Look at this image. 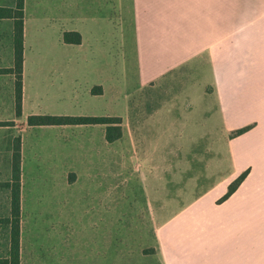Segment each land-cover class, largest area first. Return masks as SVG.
Wrapping results in <instances>:
<instances>
[{
  "label": "crops",
  "instance_id": "0c3cea01",
  "mask_svg": "<svg viewBox=\"0 0 264 264\" xmlns=\"http://www.w3.org/2000/svg\"><path fill=\"white\" fill-rule=\"evenodd\" d=\"M16 9L17 0H0V173L6 171L9 178L0 180V264H45L26 241L24 182L19 262L12 263L16 218L9 185L18 140L21 167L25 135L31 130L49 144L54 139L60 142V155L82 156L91 172L123 138L131 98L173 84L172 92L178 84L184 86L178 88L186 93L184 101L155 105L166 109L158 123L163 127L165 119L172 125L186 123L175 134H192L196 140L217 113L218 130L228 140L220 155L224 166L214 185L192 201L183 199L174 211L169 212V206L176 202L165 197L158 211L152 203L147 218L135 214L134 219L145 218L148 225L144 234L138 225L135 232L152 239L137 241L135 259H153L154 264H264V0H25L20 116L13 71L16 19L2 11ZM33 11L39 29L30 40L28 19ZM65 33L80 34L81 43H66ZM196 98L205 104H200V117L192 118ZM77 107L80 111L73 112ZM237 109L243 110L242 118ZM58 110L67 111L57 115ZM39 112L117 118L122 137L110 143L108 126L101 124L29 127V115ZM178 117L183 122L176 123ZM243 128L247 130L242 135H234ZM38 152L45 154V145ZM69 173L60 187L76 182L67 180ZM245 173L238 189L220 202ZM145 246L155 252L145 255Z\"/></svg>",
  "mask_w": 264,
  "mask_h": 264
},
{
  "label": "rangeland",
  "instance_id": "374dc122",
  "mask_svg": "<svg viewBox=\"0 0 264 264\" xmlns=\"http://www.w3.org/2000/svg\"><path fill=\"white\" fill-rule=\"evenodd\" d=\"M34 16L35 11L28 19L30 40L36 38L39 29ZM30 53L34 54V49ZM177 86L174 92L171 91L173 84L167 89L162 86L156 92L148 89L133 96L123 138L111 145L106 159L94 163L95 169L91 172L85 169L87 165L82 156L60 155V142L54 139L49 144L43 136L36 138L35 131L26 133L21 167L25 185L26 241L38 250L43 263L154 264L153 259L151 262L135 259L139 255L132 252L136 243L152 240L140 237L148 225L145 218L134 219L135 214L147 218L152 203L158 211L165 197L176 202L177 205L169 206V212L174 211L183 199L192 201L219 180L222 163L224 166L220 155L227 150L228 140L220 133L217 113L211 124L202 126V133L209 135L201 133L196 140L197 136L192 134H175L184 129L186 123L172 125L166 123L168 119L164 120V127L158 123L166 109L155 105L162 107L166 101L170 104L184 101L186 93L178 89L181 84ZM202 103L205 104L195 99L197 110L192 118L200 117ZM188 108L189 105L187 111H190ZM167 110L180 113L177 109ZM64 111L67 110H58L57 115H64ZM75 111L79 112V107L73 109ZM242 113V109L236 110L238 118H242ZM177 121L183 122V117ZM42 145L46 147L45 154L38 152ZM69 170L73 173L67 175V180L76 182L69 188L60 187L59 182ZM7 176L3 171L0 180L9 179ZM121 216L124 219L120 220ZM137 225L139 235L135 232ZM143 252L148 256L155 249L145 246Z\"/></svg>",
  "mask_w": 264,
  "mask_h": 264
},
{
  "label": "trees",
  "instance_id": "16d2710c",
  "mask_svg": "<svg viewBox=\"0 0 264 264\" xmlns=\"http://www.w3.org/2000/svg\"><path fill=\"white\" fill-rule=\"evenodd\" d=\"M24 6L25 0H17L16 10H2L4 16L15 18V51H16V65L13 70L17 76V115L22 114V101H23V62H24ZM64 40L66 43H81V35L78 33H65ZM120 119L117 118H99V117H70V116H54V115H33L28 118L29 127L39 126H66V125H107V139L113 143L122 137V130L119 124ZM247 129L243 128L235 132V136L242 135ZM21 142L18 140L13 164V178L12 184L9 185L12 189L13 197V214L16 218L14 220V227L12 230L11 241V255L13 258L12 263L19 262L20 255V214H21ZM247 176V173L241 175L233 184L230 185L228 193L220 200V202L228 199L240 186L242 181Z\"/></svg>",
  "mask_w": 264,
  "mask_h": 264
}]
</instances>
